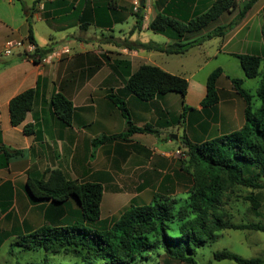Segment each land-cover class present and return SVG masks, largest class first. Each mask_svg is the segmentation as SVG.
<instances>
[{
    "label": "crops",
    "instance_id": "crops-1",
    "mask_svg": "<svg viewBox=\"0 0 264 264\" xmlns=\"http://www.w3.org/2000/svg\"><path fill=\"white\" fill-rule=\"evenodd\" d=\"M37 1L0 0V244L55 218L64 221L70 216L66 204L77 210L72 199L35 200L27 191L29 177L43 178L53 169L80 182H100V218L109 221L131 203H149L160 189H181L188 177L178 152L183 137L202 142L241 128L245 102L232 82L245 75L238 55H259L264 65V0H254L244 17L240 10L248 0H237L235 8L182 35L155 31L150 24L158 14L187 22L215 0H144L138 11L134 0H43L41 18L35 15ZM219 27L223 33L210 36ZM30 33L40 57L63 46L70 52L51 61L17 47L4 53L9 41L30 39ZM149 41L192 44L167 53L141 46ZM144 63L185 77L184 97L176 91L150 100L136 97L126 81ZM217 67L223 70L220 100L203 106L207 78ZM29 88L36 89L33 106L13 125L10 100ZM57 92L73 102L69 124L52 105ZM111 95L125 101L136 126L150 125L152 131L115 136L128 125ZM214 129L218 134L212 136ZM14 150L19 152L7 154Z\"/></svg>",
    "mask_w": 264,
    "mask_h": 264
},
{
    "label": "trees",
    "instance_id": "trees-1",
    "mask_svg": "<svg viewBox=\"0 0 264 264\" xmlns=\"http://www.w3.org/2000/svg\"><path fill=\"white\" fill-rule=\"evenodd\" d=\"M254 0H248L240 10L244 17ZM237 6V0H215L202 14L187 22H181L164 14H158L150 27L158 32L169 29L182 35L195 31L216 20L223 12ZM219 27L210 36L223 33ZM31 32V30H30ZM30 40L33 36L30 33ZM176 42L159 44L154 41L142 43L147 49L167 53L184 52L191 45ZM37 47V46H36ZM41 50L37 47V53ZM50 53L51 50H47ZM247 77L260 76L255 93L243 87L242 78H232L233 86L245 102V121L241 128L202 142L182 139V152H186L188 165L193 168V184L187 200L179 204L176 197L154 195L146 204H129L107 227L97 228L87 224L98 221L101 215L103 186L100 182H80L69 178L61 169L50 170L43 178L29 177L27 191L35 200H51L66 204L73 197L78 206L77 217L69 216L64 221L54 219L29 233L18 236L15 245L23 250H44L49 254H64L72 257L70 264H134L145 259L147 250L162 247L166 254L186 264H198L197 249L216 240L227 228L250 229L264 232V222L234 221L228 208L234 196L235 186L250 188L242 195L249 203L251 212L259 217L264 205V66L262 57L256 54L238 55ZM222 68L214 69L207 78V94L203 106L220 100L218 79ZM126 86L138 98L150 100L157 94L169 91L187 92L185 77L171 73L154 64H141L126 81ZM36 89H26L13 96L9 103L10 120L20 124L32 108ZM260 103L254 107L253 98ZM127 119V131L115 136H128L136 131H152L150 125L136 126L132 121L125 101L111 95ZM56 114L67 124L71 122L73 102L63 93L52 96ZM30 133L32 128H24ZM106 136L98 139L103 141ZM19 151H7L16 154ZM185 165V166H186ZM184 166V164H183ZM239 196V195H238ZM65 211L61 206L60 213ZM72 217V218H70ZM264 218V217H263ZM68 219H73L69 221ZM213 258L230 259L238 264H264V258L243 257L228 249L216 250ZM31 264H51L48 260Z\"/></svg>",
    "mask_w": 264,
    "mask_h": 264
},
{
    "label": "rangeland",
    "instance_id": "rangeland-1",
    "mask_svg": "<svg viewBox=\"0 0 264 264\" xmlns=\"http://www.w3.org/2000/svg\"><path fill=\"white\" fill-rule=\"evenodd\" d=\"M219 39V37H217ZM218 60H214L213 63L216 64ZM263 64L261 68H263ZM243 87L249 90L252 93H255L256 88L260 82V76L257 77H247L243 76ZM136 96V95H135ZM137 97V96H136ZM254 107H257L260 103L259 99L253 98ZM218 132L216 129L213 130L212 136L217 135ZM189 157L187 153L182 152V164L183 170L187 172V179L183 181L181 189H170L168 192L160 191L156 192L155 195H165L168 197H176L179 199V204L184 203L187 200L189 190L193 184V168L187 166V161ZM187 164V165H186ZM186 165V166H185ZM236 192L234 193L237 198L235 201H232L229 205V212L232 215L234 221H253V222H264V205L261 209L262 215L257 217L249 209V203L247 200H244L242 195L248 193L247 187L235 186ZM137 189H123L122 192H130ZM239 195V196H238ZM71 199H74L73 197ZM73 201V200H72ZM55 203V202H54ZM68 205L70 215L78 216L77 211L74 206L71 204ZM78 209V206H76ZM122 212V211H121ZM119 212L116 214L115 219L120 215ZM72 218V217H70ZM69 221L73 219H68ZM106 218H100L98 221H89L88 225L97 228L107 227L111 223ZM16 238H11L5 241L2 245L0 244V264H31L32 262H39L43 260H48L51 264H70L72 257L70 255L64 254H49L44 250H23L20 246L15 245ZM228 249L232 252H235L243 257H262L264 258V232L260 230H250V229H232L227 228L222 230L219 233V236L216 240L202 246L197 249L196 260L198 264H238L234 260L230 259H221L217 260L213 258V252L221 249ZM134 264H186L178 259L172 258L166 254L165 250L162 247H152L147 250V256L145 259L135 261Z\"/></svg>",
    "mask_w": 264,
    "mask_h": 264
},
{
    "label": "built area",
    "instance_id": "built-area-1",
    "mask_svg": "<svg viewBox=\"0 0 264 264\" xmlns=\"http://www.w3.org/2000/svg\"><path fill=\"white\" fill-rule=\"evenodd\" d=\"M44 7V1H37V10L35 11V15L38 18L42 16V9ZM140 9V0H134V10L138 11ZM21 48L25 53L33 54L34 58H41L43 61H51L54 58L61 57L63 54H67L70 52L69 46H63L59 49H55L48 53L46 56L40 57L37 53V47L35 43L30 39H17L13 41H9L4 49V53L10 55L13 53V49ZM182 152V151H178Z\"/></svg>",
    "mask_w": 264,
    "mask_h": 264
},
{
    "label": "water",
    "instance_id": "water-1",
    "mask_svg": "<svg viewBox=\"0 0 264 264\" xmlns=\"http://www.w3.org/2000/svg\"><path fill=\"white\" fill-rule=\"evenodd\" d=\"M140 4H141V6H143L144 5V0H140ZM175 137L177 138V135H175Z\"/></svg>",
    "mask_w": 264,
    "mask_h": 264
}]
</instances>
